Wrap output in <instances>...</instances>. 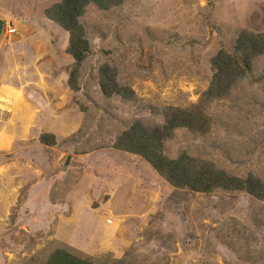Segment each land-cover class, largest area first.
<instances>
[{
  "label": "rangeland",
  "instance_id": "rangeland-1",
  "mask_svg": "<svg viewBox=\"0 0 264 264\" xmlns=\"http://www.w3.org/2000/svg\"><path fill=\"white\" fill-rule=\"evenodd\" d=\"M58 1L0 0V264H42L57 247L99 264H264V200L176 188L113 147L137 120L159 125L166 107L198 105L220 46L263 31L264 0L90 5L78 91L68 85L69 34L45 15ZM103 62L132 99L101 92ZM263 74L261 56L254 75ZM206 113L210 130H178L166 154L264 179V83L240 80ZM43 133L56 143L43 144Z\"/></svg>",
  "mask_w": 264,
  "mask_h": 264
},
{
  "label": "trees",
  "instance_id": "trees-1",
  "mask_svg": "<svg viewBox=\"0 0 264 264\" xmlns=\"http://www.w3.org/2000/svg\"><path fill=\"white\" fill-rule=\"evenodd\" d=\"M125 0H59L45 9L46 17L69 34L67 52L73 58L68 85L71 90L80 89L83 64L91 55L88 32L83 24L88 7L110 10ZM264 56V29L261 32L242 30L232 47L222 44L211 60L212 79L198 105L188 108L169 106L163 112L164 123L149 125L135 121L115 140L113 147L144 158L167 182L176 188L213 194L218 191L245 192L257 200H264V179L252 172L236 175L213 161L194 157L187 152L171 158L165 152L167 141L180 129L205 134L210 130L212 117L206 113L207 105L227 98L242 79L251 84L264 83L254 75V64ZM101 92L108 98L120 96L132 99L134 90L119 82L118 70L109 62L99 67ZM40 141L46 145L56 143L52 133H43ZM42 264H99L96 260L79 256L64 247H57Z\"/></svg>",
  "mask_w": 264,
  "mask_h": 264
},
{
  "label": "water",
  "instance_id": "water-1",
  "mask_svg": "<svg viewBox=\"0 0 264 264\" xmlns=\"http://www.w3.org/2000/svg\"><path fill=\"white\" fill-rule=\"evenodd\" d=\"M3 27H4V22H3V20L0 19V36L3 33ZM67 164H69V161L68 160H67Z\"/></svg>",
  "mask_w": 264,
  "mask_h": 264
},
{
  "label": "built area",
  "instance_id": "built-area-1",
  "mask_svg": "<svg viewBox=\"0 0 264 264\" xmlns=\"http://www.w3.org/2000/svg\"><path fill=\"white\" fill-rule=\"evenodd\" d=\"M13 31H15V30H13Z\"/></svg>",
  "mask_w": 264,
  "mask_h": 264
}]
</instances>
